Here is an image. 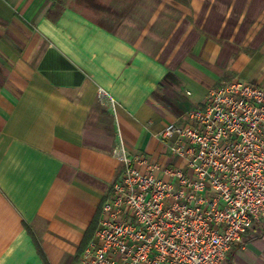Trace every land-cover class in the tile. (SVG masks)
Returning a JSON list of instances; mask_svg holds the SVG:
<instances>
[{
	"label": "crops",
	"instance_id": "1",
	"mask_svg": "<svg viewBox=\"0 0 264 264\" xmlns=\"http://www.w3.org/2000/svg\"><path fill=\"white\" fill-rule=\"evenodd\" d=\"M110 1L0 0V264H81L120 173L98 87L130 152L185 170L164 127L224 82L264 86V0ZM226 264H264V223Z\"/></svg>",
	"mask_w": 264,
	"mask_h": 264
},
{
	"label": "built area",
	"instance_id": "2",
	"mask_svg": "<svg viewBox=\"0 0 264 264\" xmlns=\"http://www.w3.org/2000/svg\"><path fill=\"white\" fill-rule=\"evenodd\" d=\"M96 96L116 125L111 155L120 173L80 263L226 264L231 248L264 223V86L224 82L186 123L164 127L161 138L185 170L130 152L116 100L101 87Z\"/></svg>",
	"mask_w": 264,
	"mask_h": 264
},
{
	"label": "rangeland",
	"instance_id": "3",
	"mask_svg": "<svg viewBox=\"0 0 264 264\" xmlns=\"http://www.w3.org/2000/svg\"><path fill=\"white\" fill-rule=\"evenodd\" d=\"M94 1H96L95 2V9L97 10V9H100V10H97V12L98 11H101L102 13H111L112 11L110 10L111 9V1L110 0H108V1H105V0H89V2H90V6H92L93 5V7H94ZM93 7H91V8H93ZM110 10V11H109ZM109 15V17H97V18H95V20H98V21H102V22H106V23H108V22H110V21H114L115 20V18L114 17H110V14H108Z\"/></svg>",
	"mask_w": 264,
	"mask_h": 264
}]
</instances>
